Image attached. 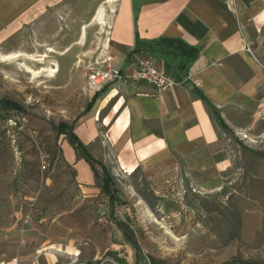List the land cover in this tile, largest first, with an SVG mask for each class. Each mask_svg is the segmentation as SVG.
Returning <instances> with one entry per match:
<instances>
[{"label":"rangeland","instance_id":"obj_1","mask_svg":"<svg viewBox=\"0 0 264 264\" xmlns=\"http://www.w3.org/2000/svg\"><path fill=\"white\" fill-rule=\"evenodd\" d=\"M85 13L47 9L0 42V98L23 107L0 108V262L41 258L56 244L49 249L71 254H60L70 264H150L151 257L158 264H264V158L242 148L264 151V105L229 123L220 113L233 165L218 187L175 175L159 187L142 169L126 173L116 164L107 166L121 201L114 208L101 180L79 186L78 171L84 176L90 165L68 162L75 152L60 125L76 127L87 114L89 66L110 48L108 26L87 25ZM50 67L55 77L44 70ZM40 151L57 159L50 170L41 168Z\"/></svg>","mask_w":264,"mask_h":264},{"label":"crops","instance_id":"obj_2","mask_svg":"<svg viewBox=\"0 0 264 264\" xmlns=\"http://www.w3.org/2000/svg\"><path fill=\"white\" fill-rule=\"evenodd\" d=\"M57 6L85 10L87 25L108 26L104 54L114 67L131 73L138 61L149 59L178 82L160 93L143 81L106 85L74 127L92 155L126 173L142 169L159 187L173 183L174 175L202 189L222 185L233 159L196 89L228 123L264 105V0H0V42ZM100 6L105 14L95 21ZM74 159L68 160L74 166L84 160L76 152ZM90 170L84 176L78 171L79 186L93 181ZM49 246L41 258L0 264L70 262L60 254H71Z\"/></svg>","mask_w":264,"mask_h":264},{"label":"built area","instance_id":"obj_3","mask_svg":"<svg viewBox=\"0 0 264 264\" xmlns=\"http://www.w3.org/2000/svg\"><path fill=\"white\" fill-rule=\"evenodd\" d=\"M247 50L252 53L250 46ZM111 60L112 58L108 57L101 63L95 61L90 64L88 84L94 92L101 91L106 85L116 81H143L152 85L159 93L170 91L178 83L173 75L159 70L149 59L138 61L136 68L131 73H124L121 69L114 67ZM40 160L41 168L46 171L50 170L57 161L45 151H40Z\"/></svg>","mask_w":264,"mask_h":264},{"label":"trees","instance_id":"obj_4","mask_svg":"<svg viewBox=\"0 0 264 264\" xmlns=\"http://www.w3.org/2000/svg\"><path fill=\"white\" fill-rule=\"evenodd\" d=\"M105 88L106 86L104 87V89H102L101 91H97L94 94L93 98L88 102L85 108L86 112L91 110L95 101L103 94V92H105L106 90ZM196 93L198 96H200V98L204 100L206 105L212 111L214 122H216V124H218L222 128L227 129L228 125L222 119L220 115V111H218L217 108L214 105H212L210 100L204 95V93L201 90L196 89ZM0 108L14 109L17 111L23 110V107L19 103L14 102L8 98H0ZM60 126H61L60 128H62V133L67 134L68 140L70 144L73 146L77 158L84 159L90 165L96 181L101 180L99 187L101 191L108 196L110 206L114 208L115 205L121 201L117 196V190L114 186L113 177L110 169L107 167V165H105L104 163H102L92 155V153L88 150L87 146L80 140V138L74 132V126H68L67 124L64 123L61 124ZM242 148L252 151L257 157L264 158V151L249 149L248 147H246V145H242ZM150 264H158V263L154 257H151Z\"/></svg>","mask_w":264,"mask_h":264},{"label":"bare ground","instance_id":"obj_5","mask_svg":"<svg viewBox=\"0 0 264 264\" xmlns=\"http://www.w3.org/2000/svg\"><path fill=\"white\" fill-rule=\"evenodd\" d=\"M107 1H113V0H107ZM104 14H105V10H104V7L103 6H100L97 11H96V14H95V21L97 20H100L102 21L103 20V17H104ZM85 39H86V28L83 27V31L81 33V36L79 38L80 41H78V45H83L85 43ZM52 52H55V50L51 49ZM13 58V57H11ZM8 60V56H3L2 57V60L4 61H7ZM10 59V58H9ZM46 72H48V76L49 77H55V74L57 73V69L56 68H53V67H50V68H47V69H44ZM34 73V72H33ZM35 74H37V72H35ZM133 171V170H132Z\"/></svg>","mask_w":264,"mask_h":264}]
</instances>
